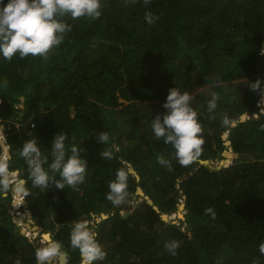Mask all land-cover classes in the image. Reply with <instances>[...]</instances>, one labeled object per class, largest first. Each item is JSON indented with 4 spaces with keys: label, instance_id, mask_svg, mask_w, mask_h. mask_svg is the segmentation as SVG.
I'll return each instance as SVG.
<instances>
[{
    "label": "trees",
    "instance_id": "16d2710c",
    "mask_svg": "<svg viewBox=\"0 0 264 264\" xmlns=\"http://www.w3.org/2000/svg\"><path fill=\"white\" fill-rule=\"evenodd\" d=\"M149 11L152 23L144 19ZM101 13L95 20L65 16L71 30L47 58L0 56L7 165L26 180L24 203L39 228L30 238L13 221L10 184L0 194V264H36L42 232L66 252L64 264H80L79 250L70 244L80 216L95 227L106 252L93 264H264L258 249L264 240V106L258 104L264 0H102ZM175 86L192 95L204 138L200 156L186 166L151 127ZM212 93L217 107L209 111ZM60 131L67 145L82 151L85 180L64 189L33 186L19 150L35 136L51 161L52 138ZM99 131L108 133V142H98ZM229 147L233 162L214 165L226 159ZM104 151L112 158L100 155ZM160 156L167 166L158 163ZM125 166L128 195L113 205L108 185ZM179 202L185 213L178 224L161 218L176 213ZM171 240L179 243L175 255L165 248Z\"/></svg>",
    "mask_w": 264,
    "mask_h": 264
},
{
    "label": "clouds",
    "instance_id": "9594fccd",
    "mask_svg": "<svg viewBox=\"0 0 264 264\" xmlns=\"http://www.w3.org/2000/svg\"><path fill=\"white\" fill-rule=\"evenodd\" d=\"M102 0H0V56L11 60L15 55L19 57L40 56L47 58V53L59 46L64 40V34L71 30V25L63 19L70 16L73 19L89 17L93 20L101 16ZM145 21L153 22V14L145 13ZM264 52V50H261ZM6 81L0 86L6 85ZM260 80L257 79L250 86L259 89ZM192 95L181 91L178 87H171L162 103L165 112L157 115L151 121L152 131L157 139H163L175 150V157L181 165H188L196 160L202 151L204 138L201 135L202 126L198 119V112L192 106ZM217 96L211 94L207 102L209 111L217 107ZM227 123V121H226ZM67 135L63 131L54 134L49 150L52 157L43 155L38 139L34 136L24 141L19 150L28 168V177L33 186L47 189L54 184L57 189H64L65 185L76 187L84 182L87 161L81 156L80 148L66 144ZM97 140L100 144L109 141L107 132L99 131ZM106 158H112V152H100ZM158 163L167 166L169 162L163 156L157 158ZM47 165V167H45ZM59 175L56 179L55 174ZM127 166L118 168L115 178L109 182L106 199L113 205H120L128 195ZM17 194L26 196V180L18 171L10 172L7 161H0V194H7L9 186ZM22 198V197H21ZM24 198V197H23ZM22 206V203L21 205ZM19 206V207H20ZM212 218L215 212L212 208L205 209ZM95 227H90L87 221L80 220L74 224L70 232V244L78 249L80 264H93L101 260L106 252L101 247ZM179 247L178 241L171 240L165 248L173 255ZM259 252L264 255V240L258 245ZM61 250L59 242L38 248L35 252L36 264H48L50 258ZM16 264H20L19 261Z\"/></svg>",
    "mask_w": 264,
    "mask_h": 264
},
{
    "label": "rangeland",
    "instance_id": "374dc122",
    "mask_svg": "<svg viewBox=\"0 0 264 264\" xmlns=\"http://www.w3.org/2000/svg\"><path fill=\"white\" fill-rule=\"evenodd\" d=\"M258 104L261 106V107H263L264 106V89H263V93H262V95H261V97H260V100H259V102H258ZM261 110L263 111V108H261ZM229 145V144H228ZM224 155L226 156V159H224L223 161H218V162H213L214 163V165H216V164H218V165H226L227 163H229V161L230 160H233V156H234V154L231 152V151H228V152H226V153H224ZM240 157H241V155H240ZM14 192V191H13ZM143 192V191H142ZM141 195H144V194H141ZM144 197L146 198V196L144 195ZM148 197V196H147ZM149 198V197H148ZM138 200H141V197L138 199ZM182 203L183 202H179V204H178V210L176 211V213H171V214H168L167 215V220H169V219H172V220H174L177 224L179 223L177 220H176V218L178 217V218H183V216H184V213H185V210H184V207H180V205H182ZM23 207H24V205H22V206H20L19 207V212L18 213H16L15 212V216L16 217H20V220L17 222V224L19 225V227L20 228H24L26 231H24L25 232V234L26 235H28V237H32V238H34V237H37V233H38V229H36V230H33V224L32 223H29L28 222V220H27V214H25V211H24V209H23ZM125 211H127V210H122L121 212H122V214L125 212ZM128 212V211H127ZM103 214H105V213H103ZM106 215V214H105ZM80 217H82V216H80ZM101 217H102V215H101ZM85 216H84V219H83V221H85ZM102 218H104V217H102ZM88 222V221H87ZM89 223V222H88ZM27 224H29L30 226H28ZM40 236H41V234H40ZM39 241L40 242H42V246H41V248H43V247H47L48 246V244L45 242V239L44 238H42V237H40L39 238ZM53 258V262L51 263V264H55V261L57 260V254L56 255H54V256H52L51 258H50V260ZM48 264H49V261H48Z\"/></svg>",
    "mask_w": 264,
    "mask_h": 264
},
{
    "label": "water",
    "instance_id": "95a60500",
    "mask_svg": "<svg viewBox=\"0 0 264 264\" xmlns=\"http://www.w3.org/2000/svg\"><path fill=\"white\" fill-rule=\"evenodd\" d=\"M263 46H264V43H263ZM22 99H23V98H21V100H22ZM245 118H246V113H242V114L240 115V117H239V120H240V121H243ZM235 123H236L235 121L232 122L233 125H234ZM226 136H227V134L224 133V134H223V137L226 138ZM229 143H230V142H229L228 140L225 141V144L228 145ZM228 150L231 151V147H229ZM223 153H226V151L223 152ZM204 162H207V161H204ZM229 162H233V160H230ZM129 171L133 172L134 175H135V177L138 179V175H137V173H136L132 168H129ZM137 193H139V194H143V192H142V190L140 189V187L137 188ZM18 196H19V194L13 192V199H12V205H13V207L10 209V214H11V216H12V219H13V221H14L16 224H17V222L20 220V217H16V216H15V207L17 206V204H16V198H18ZM146 200H147L148 203H150V204L152 203V201H151L147 196H146ZM21 202H22V204L24 203V198L21 200ZM23 205H24V211H25V214H27V216H28V217H27L28 222L33 224V227H32L33 230L38 229V226L34 224V220H33L32 217H31L30 210H29L28 208H26V204H25V203H24ZM180 207H184V203H182V205H180ZM154 208L157 209L156 206H154ZM127 214H128L127 211H125V212L123 213L124 216L127 215ZM101 215H102V217H104V218L107 216V215H105V214H103V213H102ZM160 216H161L162 219L167 220V218H166V217H167V214H166V213H161ZM83 219H84V216L80 217V218H79V221H80V220H83ZM17 225H18V224H17ZM27 225L30 226L29 224H27ZM20 230H21L22 233H25L24 231H26L24 228H20ZM45 234L48 235V237H45ZM41 237L45 239V242H46L48 245L51 244V243L56 242V241H54V240L51 238V235H50L49 232H42V233H41ZM66 259H67V257H66V252H65V251H59V252L57 253V263H58V264H64V263L66 262Z\"/></svg>",
    "mask_w": 264,
    "mask_h": 264
},
{
    "label": "built area",
    "instance_id": "2783aa9c",
    "mask_svg": "<svg viewBox=\"0 0 264 264\" xmlns=\"http://www.w3.org/2000/svg\"><path fill=\"white\" fill-rule=\"evenodd\" d=\"M30 125H33V123H31ZM4 128L5 126L3 123H1V119H0V160L1 161H5V160L7 161L10 158V147H9L8 140H7L8 133L5 132ZM9 171L15 172L18 170L15 169V170H9ZM22 199H23V195L19 194L18 199L16 200V204H17V206L15 207L16 213L19 212V206L22 203L21 202Z\"/></svg>",
    "mask_w": 264,
    "mask_h": 264
},
{
    "label": "bare ground",
    "instance_id": "6f19581e",
    "mask_svg": "<svg viewBox=\"0 0 264 264\" xmlns=\"http://www.w3.org/2000/svg\"><path fill=\"white\" fill-rule=\"evenodd\" d=\"M45 237H48V235L45 234Z\"/></svg>",
    "mask_w": 264,
    "mask_h": 264
}]
</instances>
